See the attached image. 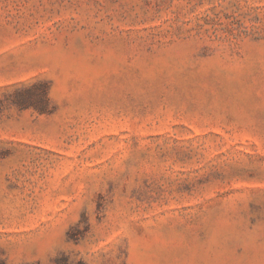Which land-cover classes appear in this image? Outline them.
Returning <instances> with one entry per match:
<instances>
[{"label": "rangeland", "instance_id": "1", "mask_svg": "<svg viewBox=\"0 0 264 264\" xmlns=\"http://www.w3.org/2000/svg\"><path fill=\"white\" fill-rule=\"evenodd\" d=\"M63 260L264 264V0H0V264Z\"/></svg>", "mask_w": 264, "mask_h": 264}, {"label": "trees", "instance_id": "2", "mask_svg": "<svg viewBox=\"0 0 264 264\" xmlns=\"http://www.w3.org/2000/svg\"><path fill=\"white\" fill-rule=\"evenodd\" d=\"M48 85L46 82L40 81L31 87L25 88L22 94L18 95L15 99V103L20 108L34 107L37 111L43 112L47 108L48 103ZM32 94L37 95V100L32 98ZM59 264H67L65 260ZM79 264H82L79 262Z\"/></svg>", "mask_w": 264, "mask_h": 264}]
</instances>
